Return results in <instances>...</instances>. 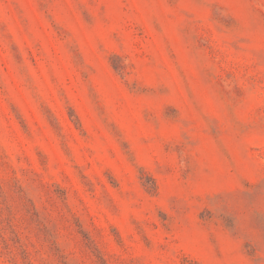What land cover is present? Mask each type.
<instances>
[{
	"label": "rangeland",
	"instance_id": "374dc122",
	"mask_svg": "<svg viewBox=\"0 0 264 264\" xmlns=\"http://www.w3.org/2000/svg\"><path fill=\"white\" fill-rule=\"evenodd\" d=\"M0 264H264V0H0Z\"/></svg>",
	"mask_w": 264,
	"mask_h": 264
}]
</instances>
